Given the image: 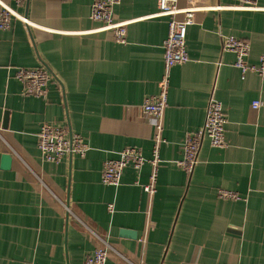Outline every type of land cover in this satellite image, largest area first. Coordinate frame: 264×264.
Instances as JSON below:
<instances>
[{"label":"crops","instance_id":"0c3cea01","mask_svg":"<svg viewBox=\"0 0 264 264\" xmlns=\"http://www.w3.org/2000/svg\"><path fill=\"white\" fill-rule=\"evenodd\" d=\"M93 1L0 0L20 17L0 31V264H84L99 238L115 249L107 264H264V78L223 48L224 36L245 40L248 63L260 64L264 0L180 3L195 9L190 59L171 71L154 197L144 190L149 162L126 168L116 186L102 170L127 147L153 156L156 129L141 105L160 92L169 17L156 15L160 0H121L115 21L127 27L116 39L91 18ZM43 66L53 75L47 96L25 94L17 69ZM211 99L228 118L227 145L205 137L188 173L178 164L186 134L204 126ZM45 123L66 125L91 148L47 162ZM221 189L241 197L221 198Z\"/></svg>","mask_w":264,"mask_h":264},{"label":"built area","instance_id":"2783aa9c","mask_svg":"<svg viewBox=\"0 0 264 264\" xmlns=\"http://www.w3.org/2000/svg\"><path fill=\"white\" fill-rule=\"evenodd\" d=\"M22 4L25 0H15ZM184 0H160V11L156 15L169 17L168 36L164 42L165 60L163 75L160 80L159 94L147 98L141 105L143 114L147 116L151 124L156 129L155 144L153 146V156L149 160L135 147H127L120 152L116 159L108 160L104 163L102 170V180L108 185H119L123 172L128 167L139 170L149 162L152 166L150 181L144 186V190L154 197L157 188V174L161 163L160 148L163 138L164 120L168 107V93L170 87L171 71L176 65H181L189 61L190 56L187 49L188 27L194 22L195 9L191 7H181ZM242 7L256 8L258 0H236ZM121 0H94L92 4L91 18L102 23L106 29L117 30L116 39L125 36L127 22L116 23L115 6ZM20 19L18 13L6 5L0 6V31L9 30L14 24V20ZM28 22V21H26ZM120 30V35H119ZM224 50L234 52L236 55V66L244 71H252L264 78V54L260 58L259 65H250L247 57L250 52V44L245 40H240L234 36H224ZM16 77L24 84L23 92L36 97H46L48 94V84L53 78L52 73L46 67L41 68H18ZM255 108H259L258 101L253 103ZM206 121L204 126L194 132L186 134L183 146V158L178 161L179 166L190 173L194 170L199 161V151L202 141L207 137L214 147L223 148L227 145L225 136V126L228 118L223 109L222 102L211 99L207 106ZM39 149L47 162L59 164L65 157L78 154L85 156L91 148L77 134L70 136L66 125H55L45 123L42 125L38 135ZM221 198L238 200L241 196L236 192L221 189L218 191ZM67 210H69V207ZM114 205L109 204V210L113 211ZM96 235V234H95ZM98 236V235H96ZM99 238V236H98ZM101 244L89 254L84 264H107L109 252L115 250L107 239L99 238ZM123 256V255H121ZM125 257V256H123ZM126 258V257H125ZM130 264H136L127 259ZM138 264H143L141 261Z\"/></svg>","mask_w":264,"mask_h":264},{"label":"water","instance_id":"95a60500","mask_svg":"<svg viewBox=\"0 0 264 264\" xmlns=\"http://www.w3.org/2000/svg\"><path fill=\"white\" fill-rule=\"evenodd\" d=\"M11 163H12V155L9 153L3 154L2 155V167L4 169H9L11 167ZM125 234H129V233L125 231Z\"/></svg>","mask_w":264,"mask_h":264}]
</instances>
